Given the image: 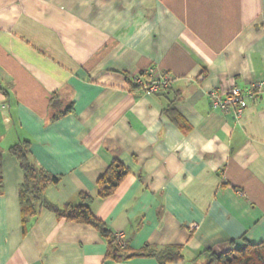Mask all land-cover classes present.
<instances>
[{
    "label": "crops",
    "instance_id": "crops-1",
    "mask_svg": "<svg viewBox=\"0 0 264 264\" xmlns=\"http://www.w3.org/2000/svg\"><path fill=\"white\" fill-rule=\"evenodd\" d=\"M153 67L169 89L135 86ZM260 79L264 0H0V264H205L264 240V91L241 118L209 96ZM25 140L59 177L51 201L88 193L127 252L156 253L113 260L91 224L45 207L24 218L9 147ZM114 160L130 173L101 197ZM174 246L182 259L163 263Z\"/></svg>",
    "mask_w": 264,
    "mask_h": 264
},
{
    "label": "trees",
    "instance_id": "trees-1",
    "mask_svg": "<svg viewBox=\"0 0 264 264\" xmlns=\"http://www.w3.org/2000/svg\"><path fill=\"white\" fill-rule=\"evenodd\" d=\"M135 86L139 85L136 84ZM66 112L67 110L63 111V113ZM9 152L17 158L24 174L19 195L24 218L34 216L42 207H45L56 212L60 218L91 224L108 238L110 246L108 257L113 260L156 253L152 249L148 252L146 249L127 252L125 250L126 245L122 246L119 243V238L111 232L107 223L92 212L91 202L93 197L88 193H82V202L79 205L67 204L60 206L51 201L46 195V189L50 184L57 182L59 177L39 169L32 163L29 141L25 140L12 145L9 147ZM4 153L5 151L0 149V193L4 185ZM129 173V170L120 161L114 160L97 181L98 194L101 197L114 194ZM208 251L209 258L205 264H264V240L260 242L246 241L242 246H233L222 252L211 249ZM182 257V247L174 246L167 248L161 261L163 263L172 262L180 260Z\"/></svg>",
    "mask_w": 264,
    "mask_h": 264
},
{
    "label": "built area",
    "instance_id": "built-area-1",
    "mask_svg": "<svg viewBox=\"0 0 264 264\" xmlns=\"http://www.w3.org/2000/svg\"><path fill=\"white\" fill-rule=\"evenodd\" d=\"M135 83L138 84L146 92H159L164 89H169L172 86L173 78L167 73H162L157 68L153 67L146 70L144 73L136 75ZM264 91V79L255 80L248 86L239 84L232 85L225 93L218 89H212L209 92L210 101L214 108L222 109L226 112H231L236 118H241L245 108L248 106V98L256 93ZM119 238V243L123 246L124 233H116Z\"/></svg>",
    "mask_w": 264,
    "mask_h": 264
},
{
    "label": "clouds",
    "instance_id": "clouds-1",
    "mask_svg": "<svg viewBox=\"0 0 264 264\" xmlns=\"http://www.w3.org/2000/svg\"><path fill=\"white\" fill-rule=\"evenodd\" d=\"M210 147H211V146L209 145V146H208V149H210Z\"/></svg>",
    "mask_w": 264,
    "mask_h": 264
}]
</instances>
